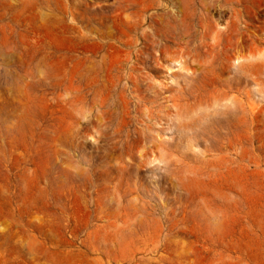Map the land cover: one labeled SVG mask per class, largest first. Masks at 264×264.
I'll list each match as a JSON object with an SVG mask.
<instances>
[{
  "label": "rangeland",
  "instance_id": "374dc122",
  "mask_svg": "<svg viewBox=\"0 0 264 264\" xmlns=\"http://www.w3.org/2000/svg\"><path fill=\"white\" fill-rule=\"evenodd\" d=\"M7 3L0 30V264H264V31L257 133L253 142L243 134L239 165L232 151L189 146L186 134L178 141L160 124L166 149L159 161L124 166L111 128L67 103L81 100V59L99 45L80 38L69 19L56 21L43 0ZM247 5L264 27V0ZM154 75L167 82L164 71ZM252 88L242 82L244 100ZM116 181H135L138 192L120 200L112 194Z\"/></svg>",
  "mask_w": 264,
  "mask_h": 264
},
{
  "label": "bare ground",
  "instance_id": "6f19581e",
  "mask_svg": "<svg viewBox=\"0 0 264 264\" xmlns=\"http://www.w3.org/2000/svg\"><path fill=\"white\" fill-rule=\"evenodd\" d=\"M43 1L56 21L69 19L80 38L100 47L81 59L87 86L81 100L67 103L80 114L94 112L111 128L116 161L129 166L158 159L167 128L178 141L186 134L189 146L203 145L208 153L232 151L240 164L243 134L253 142L257 133L261 107L255 96L263 83L257 58L264 27L247 8L251 0ZM4 4L0 0V30L9 13L2 12ZM160 71L166 83L156 82ZM242 82L254 88L247 89L249 100L243 99ZM160 124L167 127L158 130ZM137 186L116 181L112 194L121 200Z\"/></svg>",
  "mask_w": 264,
  "mask_h": 264
}]
</instances>
